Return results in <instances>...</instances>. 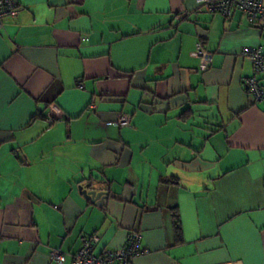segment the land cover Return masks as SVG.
<instances>
[{"label":"crops","instance_id":"1","mask_svg":"<svg viewBox=\"0 0 264 264\" xmlns=\"http://www.w3.org/2000/svg\"><path fill=\"white\" fill-rule=\"evenodd\" d=\"M16 1L0 27V264H71L81 235L97 255L132 231L135 264H264V108L240 55L264 50L260 24L195 0Z\"/></svg>","mask_w":264,"mask_h":264},{"label":"built area","instance_id":"2","mask_svg":"<svg viewBox=\"0 0 264 264\" xmlns=\"http://www.w3.org/2000/svg\"><path fill=\"white\" fill-rule=\"evenodd\" d=\"M206 10L220 13L228 16L232 9L242 12L251 23H258L264 29V0H195ZM18 13V4L16 0H0V27L3 19L14 17ZM196 55L200 59L202 67L208 66L211 62V54L199 42L196 45ZM240 55L250 61L252 73L243 78V84L251 96L253 102L260 103L264 108V50L261 46L244 47ZM60 114V108L57 105H50L48 115L45 118L47 124H52L55 118ZM130 115H122L115 122L121 127L130 126ZM80 245L78 249L69 254L71 264H135V258L142 252L140 248V235L138 232H129L126 237L125 245L119 249H104L101 253L95 255L93 249L98 242L95 234L81 235L79 237ZM52 260L57 264H62L67 254L61 250L52 251Z\"/></svg>","mask_w":264,"mask_h":264},{"label":"water","instance_id":"3","mask_svg":"<svg viewBox=\"0 0 264 264\" xmlns=\"http://www.w3.org/2000/svg\"><path fill=\"white\" fill-rule=\"evenodd\" d=\"M79 192L86 198L89 199L91 202H94L96 205L101 206L104 203V191H95V190H87L83 188V186L78 187Z\"/></svg>","mask_w":264,"mask_h":264},{"label":"trees","instance_id":"4","mask_svg":"<svg viewBox=\"0 0 264 264\" xmlns=\"http://www.w3.org/2000/svg\"><path fill=\"white\" fill-rule=\"evenodd\" d=\"M173 227L176 234V238L179 239L180 227H179L178 216L176 214L173 215Z\"/></svg>","mask_w":264,"mask_h":264}]
</instances>
